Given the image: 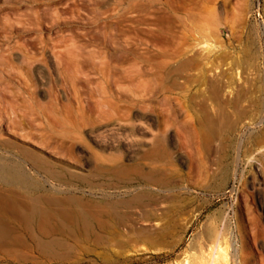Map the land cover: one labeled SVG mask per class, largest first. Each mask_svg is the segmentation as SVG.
I'll return each instance as SVG.
<instances>
[{
  "label": "rangeland",
  "instance_id": "374dc122",
  "mask_svg": "<svg viewBox=\"0 0 264 264\" xmlns=\"http://www.w3.org/2000/svg\"><path fill=\"white\" fill-rule=\"evenodd\" d=\"M133 1L0 0V143L72 175L47 188L77 201L59 207L71 212L56 235L69 261L26 253L35 264H264V0L134 12ZM107 24L124 31L120 62ZM163 62L168 92L155 95ZM152 112L156 125L140 119ZM155 137L169 165L141 183L132 169ZM82 212L104 229L92 236Z\"/></svg>",
  "mask_w": 264,
  "mask_h": 264
},
{
  "label": "bare ground",
  "instance_id": "6f19581e",
  "mask_svg": "<svg viewBox=\"0 0 264 264\" xmlns=\"http://www.w3.org/2000/svg\"><path fill=\"white\" fill-rule=\"evenodd\" d=\"M145 1L134 0L132 7L129 6V8H133V12L140 8L142 11H150V9H154L159 5L167 7L172 3L170 0H148L146 4ZM171 1L175 3L174 0ZM160 7L163 8V6ZM171 9L173 10L174 8L171 7ZM123 32L120 26L113 24H107L106 26L104 43L109 57L114 60L116 59V62H120L123 56V49L120 43L121 37L124 36ZM133 34L137 35L136 32H133ZM166 66L167 63L163 62L157 66V70L155 71V76L160 83V87L154 91L155 95L161 91L164 93L168 92L166 86L162 84L164 78L162 79L161 74ZM225 88L222 85L218 91L221 93L226 90ZM248 99V93L240 91L234 100L235 107L238 109ZM154 115V113L153 116L152 114L150 116L144 115L140 119L153 121L155 124L156 119L154 120ZM207 122H209V119ZM159 134L162 133L160 132ZM157 138L155 137L152 140L153 142L150 141L152 144L151 147L137 158V163L132 169L139 176L141 183H153L154 176L157 174V167L166 168L169 165L170 153L166 146L167 143H163V140ZM163 138L165 142L166 136L164 135ZM117 172L124 174V172H129V170L120 167L117 169ZM39 177L43 179V182H40ZM72 179V175L70 176L69 173L56 168L38 154L26 148L17 147L9 142L0 143V235L2 236V241L0 240V252L2 253L0 262L35 264V258L33 259L27 255L32 249L33 252H37L45 260L59 261L62 263L69 261L70 254L67 251V244L58 239L56 235L59 232L71 231L70 228L66 227L67 223L64 222L65 220H69L71 212L61 211L59 207L66 204L74 205L77 201L74 198L72 200L67 197H59L58 194L60 192L58 193L52 187L47 188V184L52 182L63 184ZM55 207L60 211L55 209ZM72 216L74 217V215ZM77 220L84 225L88 223L92 236L95 235V225L101 230L104 229L103 223L96 222L98 219L90 213L85 215L82 212V214L78 215ZM95 241L98 246L104 244L101 237H95ZM30 247L32 248L30 249ZM28 250L29 252H27ZM213 256L211 264H214L216 261V258Z\"/></svg>",
  "mask_w": 264,
  "mask_h": 264
}]
</instances>
